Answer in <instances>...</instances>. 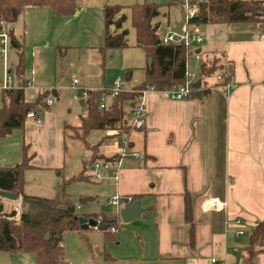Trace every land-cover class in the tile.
Listing matches in <instances>:
<instances>
[{"label": "crops", "instance_id": "crops-1", "mask_svg": "<svg viewBox=\"0 0 264 264\" xmlns=\"http://www.w3.org/2000/svg\"><path fill=\"white\" fill-rule=\"evenodd\" d=\"M152 23L158 26L157 34L163 36L159 34V22L153 19ZM258 30L255 23H211L200 27L204 39L190 48L197 62L192 83L201 84V63L217 56L232 71L230 83L225 86H220V78L215 76L203 82L207 93L202 98L181 100L170 99L155 88L148 89L144 127L120 137L126 138L129 150L116 166V178L107 171L115 181L111 199L118 196L122 201L118 209L114 207L113 215L126 205V196L132 197L128 205L139 201L145 213L129 223L118 216L115 226L109 227L113 240H106L103 231L89 228L91 234L98 235L93 245L99 247L95 252L87 251L92 253L91 264H208L210 258L224 264H248L246 238L264 219V41L257 38ZM10 34L15 40L12 30ZM148 64L147 61L142 68L141 82ZM131 77L129 71L125 79ZM85 86L92 90L104 88ZM134 86L124 90L131 91ZM43 91L44 87L32 100L25 96L24 100L32 102ZM52 91L50 94L57 100L59 93ZM52 105L38 112L39 132H49L54 125L53 113L46 111ZM131 110L129 107V116ZM123 124H127L124 117ZM79 126L80 123L70 127ZM68 130L66 126L51 130L59 144L57 152L60 144L66 150L64 138ZM106 131L110 133L105 135V153H99L119 156L121 144L119 140L112 142L117 139L112 136L115 132ZM34 155V150L28 154L29 168L42 167L33 164ZM58 155L63 158L65 152ZM95 164L99 165V161ZM58 165L59 161L43 167L56 170ZM93 165L90 171L95 173L98 167ZM184 193L192 205V244L184 220ZM213 199L222 206L207 207ZM238 231L243 233L240 237ZM253 264H264V245Z\"/></svg>", "mask_w": 264, "mask_h": 264}, {"label": "rangeland", "instance_id": "rangeland-1", "mask_svg": "<svg viewBox=\"0 0 264 264\" xmlns=\"http://www.w3.org/2000/svg\"><path fill=\"white\" fill-rule=\"evenodd\" d=\"M143 2L158 5L159 15L155 21L160 24L159 34H167L169 28L180 20L183 0H78V8L70 16H55L46 7H27L15 21L8 23V30L13 31L20 48L9 46L6 58L14 74L19 61H22V77L27 82L24 88L25 98L32 100L37 90H43V87L44 90H56L59 93L57 100L51 94L49 95L55 100L52 107L46 110L54 115V125L51 126V130L53 128L61 130L66 125L76 126L80 123V117L86 115V105L79 103V91L71 85L73 78L78 79L80 88L86 89H89L85 86L88 84L110 88L116 80H119L123 90L140 84L143 78L142 68L148 58L135 46V30L131 24L130 7L135 3ZM104 5L123 7L121 14L125 16V21L122 28L127 31V35L126 47L105 50L102 66L97 48L102 43L101 8ZM195 63L197 62L190 51L187 57L188 75L196 71ZM129 71L132 77L126 80L125 77ZM187 79L189 82L193 81V78ZM212 80V77L206 79L207 82ZM106 102L110 103L111 100L107 97ZM124 112V120L129 125L131 123L129 106H124ZM24 124L22 129H15L0 138V167H9L21 162L24 151L28 156L32 150L35 151L33 164L42 166L25 170L24 193L44 199L64 196L75 207V212L78 214L91 213L100 216L103 214V207L108 206L109 211L105 215H113L114 207L107 203L111 200L115 181L112 175V177L108 175L107 170L101 168L102 162L99 161V167L95 173L90 171L91 166L85 163L90 158V152L83 147L81 141L71 138L69 130L65 131L66 150H62L60 144V152H57L59 144L56 142L57 137L54 136V132L52 133L51 130L39 132L36 128L38 124L32 119H26ZM108 133L110 132L106 130L92 131L88 136L89 144H98V151L105 153L107 142L104 140ZM123 136L126 137V135ZM116 140L119 138L112 142ZM62 151L65 152L63 158L58 155ZM58 161L59 169L43 167L48 164H57ZM81 173L84 175L86 173L89 177L69 182L70 178ZM62 184L64 185L63 193L60 192ZM87 196L92 197V200L86 204L79 201L80 198ZM2 203L5 213L9 214L18 209L17 219L20 200L12 202L3 199ZM119 203H122L121 199ZM95 241H98V235L91 234L89 229L78 232L65 231L62 236L65 264H91L89 259L92 253L90 255L87 252L88 245L92 248L91 251L95 252L99 248L93 245ZM0 264H35V260L33 253L0 252ZM240 264L246 263L240 262Z\"/></svg>", "mask_w": 264, "mask_h": 264}, {"label": "trees", "instance_id": "trees-1", "mask_svg": "<svg viewBox=\"0 0 264 264\" xmlns=\"http://www.w3.org/2000/svg\"><path fill=\"white\" fill-rule=\"evenodd\" d=\"M78 0H0V17L8 23L15 21L17 16L27 7H46L55 16L73 15L78 6ZM123 7L119 5H104L102 43L97 48L102 61L107 49L126 47L127 31L122 29L125 16L121 14ZM131 24L135 30L136 47L143 50L150 62L145 69L143 81L131 91L123 90L111 99L107 109L99 108V89L89 91L85 101L86 115L81 117L79 127L66 128L71 131V138L82 142L83 147L90 152L87 162L93 165L96 161L114 163L118 155L104 156L98 151V144L90 145L88 136L92 131L111 130L112 136L119 138L128 135L132 128L123 124L124 106H135L136 94L145 89L155 88L166 91L187 83V57L190 49L183 44H163L157 34L158 26L152 21L159 15L158 5L154 3H135L131 5ZM264 1L261 0H203L198 4L196 14L188 20V24L201 27L213 23H263ZM111 27L113 30L111 31ZM14 48H20L19 43L11 39ZM222 59L213 56L203 61L199 67L198 76L201 84L192 89L190 97L202 98L207 93L204 81L218 76L219 85L230 83L232 71L230 66L223 64ZM17 75H23V64L19 61L16 68ZM105 88V87H104ZM203 88V90H201ZM53 91L44 90L32 102L24 100V89L0 91V138L10 134L15 129L24 127L27 114H38L45 108L44 99ZM25 148V147H24ZM30 157L24 151L21 162L0 167V190L19 196V214L5 213L3 198H0V252L19 254L33 253L35 264H65L63 259L62 236L65 231H80L77 218H95L94 215L78 214L75 207L66 197L44 199L28 196L24 193L23 174L27 170ZM88 176L81 173L69 179L70 181L84 180ZM64 185L60 192L63 193ZM136 196L133 197L135 199ZM92 197H83L79 201L86 204ZM184 220L189 226V241L193 243V222L191 199L184 193ZM118 216L114 215L108 221V228L102 230L106 240H113L109 231L115 226ZM48 233V238L44 239ZM264 245V219L258 222L246 238V254L248 264H253L254 257ZM88 250H92L88 245Z\"/></svg>", "mask_w": 264, "mask_h": 264}, {"label": "built area", "instance_id": "built-area-1", "mask_svg": "<svg viewBox=\"0 0 264 264\" xmlns=\"http://www.w3.org/2000/svg\"><path fill=\"white\" fill-rule=\"evenodd\" d=\"M203 2V0H183L182 2V10L185 13L186 16V23L182 28V32L180 34L168 32L167 34L160 36V41L163 44H183L187 48H192L193 45L200 43L204 37L201 34L200 27L198 26H192L188 24V20L193 17L197 10H198V4ZM8 22L5 21L2 17H0V89L1 91H7V90H13V89H24L27 83L23 79L22 76L17 75L13 73V70L10 68L6 55L8 52V47L11 46V34L10 30H8ZM257 38L261 41H264V18L263 23L259 26V30L257 32ZM199 59V56H196ZM187 75V78H193V75ZM219 78V77H218ZM192 82H189L187 79V83L185 85H179L177 87L171 88L169 90L164 91L166 95L170 99L174 100H181L185 98L190 97V93L192 91L191 87ZM71 85L74 89H77L80 94V100L83 101V104L87 100L89 96V91H92V89H86V88H80L79 82L77 78H73L71 81ZM227 87H230L227 85ZM101 92L99 96V108L100 109H107L110 103L106 102V98L108 97L110 100L117 96L123 89L121 88V83L119 80H116L112 87L110 88H101L99 89ZM148 89L139 91L134 99L135 106L132 108L130 112V118L131 123L125 124V126H128L132 128L133 130L136 129H142L144 127V115H145V95L147 93ZM54 103V99L50 98L49 95L44 99V104L46 106H51ZM27 119L35 120L36 123L41 122V118L38 116V114L34 112H30L27 114ZM120 144H121V151L119 154V158L116 159L114 163H102V167L104 170H107L110 172V174L113 176V178L117 177V170L116 166H118L121 162V159L124 158L127 155V151L129 150V143L126 140V138H120ZM132 156L136 157V155L132 154ZM99 167V165L95 164L94 168ZM119 197L115 196L113 197L108 204L116 207L118 209L119 207ZM124 203L128 204L132 201V197L126 196L123 198ZM221 207L222 203L217 201L216 199H213L209 202L207 207ZM79 209V208H77ZM17 210V211H16ZM16 214L18 213V209H16ZM236 225H239V220L235 221ZM110 230L114 232V227H111ZM242 231L237 232V236L240 237L242 235ZM208 264H224L223 262L218 261L215 258H210L208 260Z\"/></svg>", "mask_w": 264, "mask_h": 264}, {"label": "water", "instance_id": "water-1", "mask_svg": "<svg viewBox=\"0 0 264 264\" xmlns=\"http://www.w3.org/2000/svg\"><path fill=\"white\" fill-rule=\"evenodd\" d=\"M186 23V16L184 11H181L180 20L174 24V26L170 29V32L180 34L182 32V28ZM113 30V27H111V31ZM148 62H150V58H148ZM200 86V81H196L191 84V87L198 88ZM83 104V101L80 102ZM0 198L10 200L12 202H17L20 200L19 196L13 193L5 192L0 190ZM109 211L108 207H103V215L102 216H95V218H84L82 216H79L77 218V222L79 225V228L81 230H87L89 228H94L96 230H105L108 228V221L110 218H112L114 215H105ZM145 213V210L141 207V204L139 201H134L131 205H124L121 207L118 211L119 218L124 223H129L131 221L137 220L140 218L142 214ZM48 238V233L45 234L44 239Z\"/></svg>", "mask_w": 264, "mask_h": 264}]
</instances>
